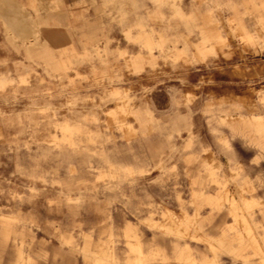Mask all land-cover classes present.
<instances>
[{
	"label": "rangeland",
	"instance_id": "rangeland-1",
	"mask_svg": "<svg viewBox=\"0 0 264 264\" xmlns=\"http://www.w3.org/2000/svg\"><path fill=\"white\" fill-rule=\"evenodd\" d=\"M0 264H264V0H0Z\"/></svg>",
	"mask_w": 264,
	"mask_h": 264
},
{
	"label": "crops",
	"instance_id": "crops-1",
	"mask_svg": "<svg viewBox=\"0 0 264 264\" xmlns=\"http://www.w3.org/2000/svg\"><path fill=\"white\" fill-rule=\"evenodd\" d=\"M60 37L56 36L54 39L58 40ZM248 203H250L252 206L258 205V202L255 199H248L247 200ZM126 233L129 236L131 233H134L133 228L130 225H127L126 227Z\"/></svg>",
	"mask_w": 264,
	"mask_h": 264
}]
</instances>
